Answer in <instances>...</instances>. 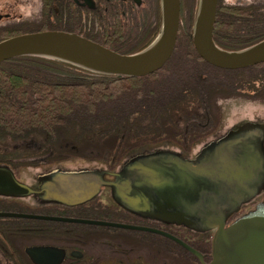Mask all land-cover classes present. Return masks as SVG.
I'll list each match as a JSON object with an SVG mask.
<instances>
[{
  "label": "water",
  "instance_id": "95a60500",
  "mask_svg": "<svg viewBox=\"0 0 264 264\" xmlns=\"http://www.w3.org/2000/svg\"><path fill=\"white\" fill-rule=\"evenodd\" d=\"M218 4L219 0L198 1L191 33L198 54L211 64L227 69L264 62V38L235 50L216 42ZM161 5L162 22L157 35L135 52L118 51L77 31L45 29L1 39L0 63L31 54L62 59L118 77L149 74L170 59L181 27L182 0H161ZM103 167L58 170L46 175L43 180L46 197L78 202L93 197L101 186H107L112 197L128 210L198 231L213 230L212 259L205 262L196 247L158 228L100 219L17 212L0 214L146 229L175 239L204 264H264V199L232 218L264 190V131L257 125L247 123L237 127L192 158L170 150H157L127 157L114 171ZM33 191L11 167L0 165V193L17 196Z\"/></svg>",
  "mask_w": 264,
  "mask_h": 264
},
{
  "label": "flooded vegetation",
  "instance_id": "af4514ba",
  "mask_svg": "<svg viewBox=\"0 0 264 264\" xmlns=\"http://www.w3.org/2000/svg\"><path fill=\"white\" fill-rule=\"evenodd\" d=\"M60 1L53 0L52 5L56 12L61 8ZM246 1L247 5L254 8L252 12L263 13L261 17L264 18V0ZM43 3V0H39L38 12ZM63 3L65 9L69 8L70 20L75 26L103 38L107 43L136 45L148 39L161 27V0H64ZM10 16L9 11L0 13V18ZM247 72L249 77L253 76V70L248 69ZM258 72L262 74L264 81V66ZM189 109L200 114V117L186 118L178 114L174 121L164 124V131L157 135L151 133L133 146L120 144L116 148H110L102 144L97 148L85 149L84 154L72 151L76 148L74 144L71 149L22 148L23 145L28 146L29 141L18 143L8 133L0 134V165L11 167L21 181L35 189L26 195L0 193V212L100 219L158 228L193 245L203 254L204 261L209 262L212 259L213 230L198 231L184 224L128 210L112 197V191L107 186H101L93 197L78 202L48 198L43 186L45 176L54 171L91 167L68 165L73 158L85 155L100 158H108V155L123 157L117 162L113 159V163L94 166H104L103 169L114 171L119 169L122 160L142 152L170 150L188 158L201 155L212 142L243 124L257 125L264 131V84L260 89L250 87L243 94L225 96L218 92L207 107L200 102L198 108L191 106ZM205 113L208 116H204ZM54 156L57 157L52 158ZM106 158L103 160L108 162ZM262 199L264 190L245 203L232 218ZM0 264L204 262L175 239L151 230L0 214Z\"/></svg>",
  "mask_w": 264,
  "mask_h": 264
},
{
  "label": "trees",
  "instance_id": "16d2710c",
  "mask_svg": "<svg viewBox=\"0 0 264 264\" xmlns=\"http://www.w3.org/2000/svg\"><path fill=\"white\" fill-rule=\"evenodd\" d=\"M43 1L36 19L1 25L0 40L29 31L67 29L131 53L149 44L158 32L136 45L107 43L74 25L69 8H64V0L60 1L59 12L55 11L53 0ZM253 10L247 1L219 0L216 42L235 50L263 39V13ZM193 15L194 12L190 18L186 17L182 6L174 53L162 68L146 75L118 77L43 55L4 60L0 63V134L8 133L18 143L29 141L22 148L33 150L71 149L74 144L76 148L72 151L77 154L102 144L110 148L120 144L133 146L151 133L164 131V124L174 121L178 114L200 117L189 108H198L200 102L207 107L218 92L226 96L243 94L250 87L260 89L264 81L258 70L264 62L227 69L198 54L191 35ZM248 69L254 71L253 76H248ZM107 157L102 158L109 161L123 158Z\"/></svg>",
  "mask_w": 264,
  "mask_h": 264
},
{
  "label": "rangeland",
  "instance_id": "374dc122",
  "mask_svg": "<svg viewBox=\"0 0 264 264\" xmlns=\"http://www.w3.org/2000/svg\"><path fill=\"white\" fill-rule=\"evenodd\" d=\"M198 1L193 4V0H183V9L186 17L191 16L192 12H194L192 19V30L193 23L195 20V15L198 8ZM229 1V0H228ZM230 1H239V0H230ZM242 2H246V0H240ZM39 0H0V13L11 12L10 17H2L0 18V26L5 24H11L13 21H18L22 19L33 20L37 18L38 9H39ZM119 159H116L117 162ZM109 162V161H108ZM113 163V160L110 161ZM108 164L106 160L100 158L98 156L85 155L83 157L73 158L72 161L68 162L70 167H80V166H98V165ZM36 170V169H35ZM24 175L28 176V174Z\"/></svg>",
  "mask_w": 264,
  "mask_h": 264
}]
</instances>
